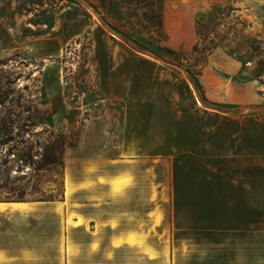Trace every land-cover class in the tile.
Listing matches in <instances>:
<instances>
[{
    "label": "crops",
    "instance_id": "obj_1",
    "mask_svg": "<svg viewBox=\"0 0 264 264\" xmlns=\"http://www.w3.org/2000/svg\"><path fill=\"white\" fill-rule=\"evenodd\" d=\"M21 1L0 0V54L53 58L54 38L44 50L42 38L24 36ZM231 3L264 29V0H155L166 46L189 51L197 17ZM103 8L123 22L113 0ZM111 44L96 46L99 88L88 107L121 106L114 128L107 112L88 121L67 152L61 201L0 202V264H264V117L213 106L264 105L258 81H232L239 63L214 52L200 76L207 104L161 102L187 81L149 56L103 53Z\"/></svg>",
    "mask_w": 264,
    "mask_h": 264
},
{
    "label": "rangeland",
    "instance_id": "obj_2",
    "mask_svg": "<svg viewBox=\"0 0 264 264\" xmlns=\"http://www.w3.org/2000/svg\"><path fill=\"white\" fill-rule=\"evenodd\" d=\"M113 4L122 11V23L115 22L106 14L103 0H22L20 10L28 17L30 25L23 29L24 36L42 38L44 50L46 42L54 38L58 52L53 58L47 59L33 57L23 50L0 54V103L6 108L32 106V121L38 126V130L46 128L54 131L56 141L63 139L69 143L70 135L74 139L80 138L81 145L88 121L105 112L110 127L114 128L121 106L104 103L88 107L94 101L93 98L88 99V96L99 88L100 68L96 46L107 42L113 44L108 48L105 46L103 53L143 54L159 60L162 69H170L187 81L189 88L180 84L173 89L171 99L167 95L158 94L157 100L161 102H209L200 84V76L207 66L206 54L219 41L229 45L243 60L231 57L223 48L214 51L224 59H234L239 63L240 70L232 81L239 84L258 81L264 94V74L260 73L264 72V29H251L234 4L216 5L208 13L197 17L196 23L200 20L207 39L198 53L194 52L193 47L189 51L174 50L173 54L167 50V34L165 29L161 30L159 12L154 10L152 0H113ZM32 25L39 27L35 30ZM257 39L263 41V52L259 54L249 47V43ZM198 41L197 36L196 44ZM131 44L144 52L134 49ZM87 46L93 50L95 61L86 56ZM258 75L262 77L253 80ZM67 83L74 86L70 88ZM110 92L111 90L104 89L103 96H112ZM85 95L86 100L83 99ZM131 96L137 98L138 95ZM213 106L221 113H232L240 118L264 117V105L219 103ZM153 124V128L159 132L162 130L163 119H157ZM40 141L42 145L47 144L44 138ZM95 145L99 147L100 143L95 142ZM70 149L72 148L67 152ZM67 152L64 165L55 169L37 171L36 167L28 168L21 162H12L10 187L17 192L12 195L3 192L0 196L17 199L19 191H25L27 201L42 197L61 201L65 191ZM41 159L42 157L35 158V161L40 162Z\"/></svg>",
    "mask_w": 264,
    "mask_h": 264
},
{
    "label": "trees",
    "instance_id": "obj_3",
    "mask_svg": "<svg viewBox=\"0 0 264 264\" xmlns=\"http://www.w3.org/2000/svg\"><path fill=\"white\" fill-rule=\"evenodd\" d=\"M153 1V8L155 9V0ZM160 17V26L161 30L164 31V19L162 14H158ZM197 36L199 38L198 43L194 46V52L198 53L200 48L204 46L207 42L205 31L202 30L203 26L200 23V20L196 23ZM210 40L212 38L208 37ZM226 41L229 42L227 39ZM81 44V41H79ZM132 45V44H131ZM263 41L254 40L249 43V47L255 51L257 54L263 52ZM136 50H141L140 48L132 45ZM218 48H223L227 53L239 61H243L235 52H233L229 45L222 43L221 41L217 42L213 50L209 51L206 56L207 59L210 55L214 53ZM69 49V47H68ZM67 49V50H68ZM86 56H90L91 60L95 61V55L91 48L87 46ZM168 52L174 53L172 49L168 48ZM260 73L264 74L263 71ZM262 75H258L253 80H258ZM78 87V82H76ZM96 88L94 89V91ZM0 180L2 184L0 185V194L3 192L6 195H12L17 192V190L10 187L11 185V163L21 162L22 165L33 168L37 171L43 169H55L59 166L64 165V159L66 152L69 148H75L80 143L79 139L71 138V142L67 143L65 140H57L54 136V131H48L46 128L38 130V126L32 121L33 107L32 106H20L18 108L10 107L6 108L3 103H0ZM51 133V134H49ZM44 138L47 144L42 145L41 139ZM63 137H60V139ZM42 151V153H41ZM14 156V160H12ZM42 157L40 162H36L35 158ZM30 169V170H35ZM19 171H21L19 169ZM28 176V173L25 174ZM7 191V192H6ZM26 192L19 191V197L14 198H3L0 196V202L4 203H21V202H50L56 201L52 197H42L39 200L27 201L25 199Z\"/></svg>",
    "mask_w": 264,
    "mask_h": 264
}]
</instances>
